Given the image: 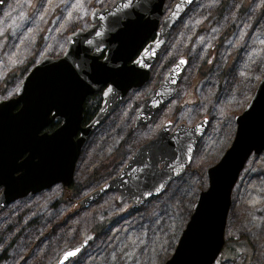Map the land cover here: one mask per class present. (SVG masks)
Here are the masks:
<instances>
[{"label":"rangeland","instance_id":"1","mask_svg":"<svg viewBox=\"0 0 264 264\" xmlns=\"http://www.w3.org/2000/svg\"><path fill=\"white\" fill-rule=\"evenodd\" d=\"M115 1L8 0L0 11V100L13 97L45 57H60L68 36L90 26L93 11ZM177 1H166L165 15ZM181 58L187 64L175 97L149 124L136 127L144 99ZM263 77L264 0H195L171 32L150 81L132 90L85 144L71 191L58 184L0 213V264H56L87 239L79 257L66 264H165L208 189L207 170L230 148L235 118ZM204 119L207 130L191 163L164 193L138 209L129 199L119 202L118 191L80 205L119 176L167 122L173 131ZM231 202L224 248L214 264H264V152L246 163Z\"/></svg>","mask_w":264,"mask_h":264},{"label":"water","instance_id":"2","mask_svg":"<svg viewBox=\"0 0 264 264\" xmlns=\"http://www.w3.org/2000/svg\"><path fill=\"white\" fill-rule=\"evenodd\" d=\"M7 1L0 0V11ZM166 1L133 0L131 8H125L126 0H116L111 7L96 9L86 30L70 34L60 57H45L13 97L0 100V213L29 195L58 184L64 188L74 184L85 144L129 92L150 81L171 32L195 0H178L165 15ZM186 64L185 59L178 60L143 101L136 127L149 124L175 97ZM100 93V108L84 125L85 102ZM235 120L234 140L221 160L207 170L208 189L198 196L174 254L165 264H214L221 254L233 190L250 157L264 152V77ZM54 122L60 124L50 132ZM207 126L204 119L172 131L167 122L156 138L136 150L119 176L80 205L87 208L104 194L118 191L119 202L129 199L132 209H138L161 195L185 173ZM88 245L89 240L83 242L71 260Z\"/></svg>","mask_w":264,"mask_h":264},{"label":"trees","instance_id":"3","mask_svg":"<svg viewBox=\"0 0 264 264\" xmlns=\"http://www.w3.org/2000/svg\"><path fill=\"white\" fill-rule=\"evenodd\" d=\"M100 105H101V95L100 94L94 95V96L89 97L87 99V101L85 102V106H84V116H85L84 122H83L84 125L88 124L94 118V116L96 115V113L98 112V110L100 108ZM59 124H60V122H54V123H52V125H50V127L48 129L50 131H54L59 126ZM119 152L121 153V155L123 154L122 149L120 151H118V153ZM98 170H97V174H96L97 176L100 175V173H98ZM105 171H107V170H105ZM69 191H71L70 188H69Z\"/></svg>","mask_w":264,"mask_h":264},{"label":"snow or ice","instance_id":"4","mask_svg":"<svg viewBox=\"0 0 264 264\" xmlns=\"http://www.w3.org/2000/svg\"><path fill=\"white\" fill-rule=\"evenodd\" d=\"M132 2L133 0H126V3L124 5L125 8H131L132 6ZM80 4L77 3V4H74L73 7H79ZM97 36H100L101 33L100 32H97L96 33ZM89 44L92 43V41H88ZM183 62V61H182ZM109 91H111V86H109ZM108 93L106 92L105 95H107ZM87 242V240H85V243ZM81 251V246H76V247H72L68 250H65L63 253H62V256H61V259L59 261V264H66V262L70 261L71 258L73 257H76L78 253H80Z\"/></svg>","mask_w":264,"mask_h":264}]
</instances>
